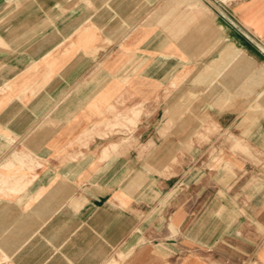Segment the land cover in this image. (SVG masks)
I'll list each match as a JSON object with an SVG mask.
<instances>
[{
  "label": "crops",
  "instance_id": "0c3cea01",
  "mask_svg": "<svg viewBox=\"0 0 264 264\" xmlns=\"http://www.w3.org/2000/svg\"><path fill=\"white\" fill-rule=\"evenodd\" d=\"M46 1L0 36V256L264 264V0Z\"/></svg>",
  "mask_w": 264,
  "mask_h": 264
},
{
  "label": "rangeland",
  "instance_id": "374dc122",
  "mask_svg": "<svg viewBox=\"0 0 264 264\" xmlns=\"http://www.w3.org/2000/svg\"><path fill=\"white\" fill-rule=\"evenodd\" d=\"M46 0H0V36L3 37L5 34V28L8 27V25L15 23L16 18L21 19V14H23V17H28L29 12L27 11V8L30 7H37L41 8L42 11L49 7V3H46ZM34 14V13H33ZM13 26V25H12ZM11 26V27H12ZM10 28V27H9ZM0 47L5 48V46L0 41ZM63 47V46H62ZM61 47V49H62ZM4 74V65L0 63V78ZM4 83L7 84L11 88V82L5 81L4 79H0V94H3L6 92V87L4 86ZM165 95L161 96V98H164ZM116 117L119 115L118 118L122 117V120H128L130 124H134L139 113L140 114H146L144 110H140V112L132 111V110H125V112L121 115L117 112H114ZM134 113V114H133ZM129 114H132V118L127 117ZM160 116H158L159 118ZM124 120V121H125ZM179 150V148L177 149ZM222 160L218 161L221 162ZM217 162V160H216ZM217 162V163H218ZM2 197V195L0 196ZM240 264H259V260L256 257L249 258L245 262L239 261ZM0 264H13L10 259L6 258L5 256H0Z\"/></svg>",
  "mask_w": 264,
  "mask_h": 264
},
{
  "label": "bare ground",
  "instance_id": "6f19581e",
  "mask_svg": "<svg viewBox=\"0 0 264 264\" xmlns=\"http://www.w3.org/2000/svg\"><path fill=\"white\" fill-rule=\"evenodd\" d=\"M196 2V1H195ZM200 2V1H199ZM197 4H199L200 5V3H197ZM198 5V6H199ZM205 7V6H204ZM96 8V7H95ZM166 17V16H165ZM212 18V17H211ZM139 30H140V28H139ZM138 31V30H137ZM98 32V31H97ZM218 33V32H217ZM140 34H141V32H140ZM217 35V34H216ZM71 37V36H70ZM136 37V36H135ZM223 43V42H222ZM155 45V44H154ZM165 48V47H164ZM151 49V48H150ZM173 50V49H172ZM238 50V49H237ZM122 52V51H121ZM167 52V51H166ZM165 55H166V53H165ZM144 66V65H143ZM147 67V66H146ZM175 67V66H174ZM173 72V71H172ZM168 73V72H167ZM164 76V75H163ZM164 78V77H163ZM160 83H162V82H160ZM133 84V83H132ZM61 103V102H60ZM111 103V102H110ZM176 111V110H175ZM134 114V113H133ZM170 116V115H169ZM97 117V116H96ZM128 121V120H127ZM157 121V120H156ZM133 124V123H132ZM110 136V135H109ZM127 138V137H126ZM129 140V139H128ZM236 145V144H235ZM112 146H115V145H112ZM111 147V146H110ZM113 148V147H112ZM117 148V147H116ZM114 149V148H113ZM105 152V150L102 152V154ZM105 153H107V152H105ZM107 155V154H106ZM249 156V155H248ZM102 157H105V156H102ZM95 158V157H94ZM96 160V159H95ZM96 162V161H95ZM145 166V165H144ZM148 168V167H147ZM148 170H150V169H148ZM151 173H152V171H151ZM138 174V173H137ZM143 176V175H142ZM144 182V181H143ZM126 183V182H125ZM134 184V183H133ZM138 184H139V182H138ZM142 185V184H141ZM124 186V185H123ZM119 187V186H118ZM138 188V187H137ZM119 189V188H118ZM131 190V189H130ZM127 192V191H126ZM132 196V195H131ZM125 197V196H124ZM121 199V198H120ZM130 201V200H129ZM121 204V203H120ZM124 205V204H123ZM114 207V206H113ZM110 213V212H109ZM121 254V253H120ZM119 254V255H120ZM122 255V254H121ZM123 256V255H122ZM262 256V255H261Z\"/></svg>",
  "mask_w": 264,
  "mask_h": 264
}]
</instances>
